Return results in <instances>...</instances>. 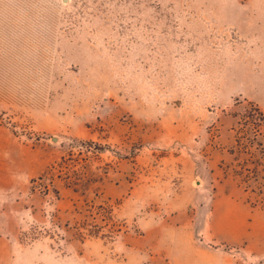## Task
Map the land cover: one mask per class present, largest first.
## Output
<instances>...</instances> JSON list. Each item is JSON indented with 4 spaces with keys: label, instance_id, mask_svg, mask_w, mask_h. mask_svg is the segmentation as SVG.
Instances as JSON below:
<instances>
[{
    "label": "rangeland",
    "instance_id": "rangeland-1",
    "mask_svg": "<svg viewBox=\"0 0 264 264\" xmlns=\"http://www.w3.org/2000/svg\"><path fill=\"white\" fill-rule=\"evenodd\" d=\"M250 105L264 0H0V264H264Z\"/></svg>",
    "mask_w": 264,
    "mask_h": 264
},
{
    "label": "trees",
    "instance_id": "trees-1",
    "mask_svg": "<svg viewBox=\"0 0 264 264\" xmlns=\"http://www.w3.org/2000/svg\"><path fill=\"white\" fill-rule=\"evenodd\" d=\"M264 126V115L263 113L257 108L255 105H250L247 110L240 116V127L244 129L246 127L251 128L253 133L255 134L254 137L249 139L246 138V144L251 147L253 145L262 148L263 143L257 140V137H264L263 132ZM237 146L240 147L239 137L235 140Z\"/></svg>",
    "mask_w": 264,
    "mask_h": 264
}]
</instances>
